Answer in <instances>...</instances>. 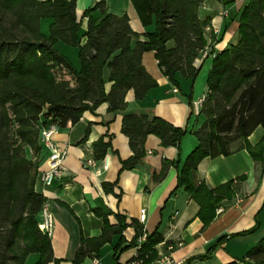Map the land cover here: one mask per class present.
<instances>
[{
  "label": "trees",
  "instance_id": "16d2710c",
  "mask_svg": "<svg viewBox=\"0 0 264 264\" xmlns=\"http://www.w3.org/2000/svg\"><path fill=\"white\" fill-rule=\"evenodd\" d=\"M76 1L0 0V264H29L32 255H38L34 264H61L54 257L51 238L39 227L46 202L36 191L44 148L42 130L74 126L85 112H94L103 103H108L109 111L125 110L129 91L136 100L144 99L158 87L142 64L146 52H154L172 85L179 87L177 75L194 84L200 71L196 61L209 46L205 35L209 20L199 17L204 0H130L142 25L154 26L143 35L145 40L132 30L127 15L111 14L106 2L99 1L84 12L88 20L84 45ZM45 19L53 20L48 36L41 30ZM238 32L237 44L212 53L208 93L199 111L205 122L195 132L199 145L188 156L174 190L183 189L199 205L198 217L205 226L215 220L222 202L233 199L238 186L231 181L210 189L203 182L195 183L194 173L203 159L246 150L264 172V136L256 145L248 141L258 127L264 130V0L247 1ZM58 42L78 49L79 69L57 50ZM106 67L112 83L109 92L103 79ZM122 132L134 153L123 162L122 170L141 161L149 135L157 136L164 147L179 148L186 134L161 118L136 115L123 118ZM93 147L101 160L110 142L99 140ZM171 164L164 162L156 179L162 178ZM95 213L104 220L102 235L82 237L72 264L97 256L101 247L126 227L121 218L112 226L106 214ZM140 236L137 227L136 238ZM225 239L220 238L218 244ZM162 242L164 237L158 231L147 235L134 261L152 264ZM124 249L116 246L114 256L118 258ZM231 264H264V238L241 261Z\"/></svg>",
  "mask_w": 264,
  "mask_h": 264
},
{
  "label": "crops",
  "instance_id": "0c3cea01",
  "mask_svg": "<svg viewBox=\"0 0 264 264\" xmlns=\"http://www.w3.org/2000/svg\"><path fill=\"white\" fill-rule=\"evenodd\" d=\"M99 1L106 2L109 13L127 15L132 30L142 35L141 40H145L144 34L154 30L153 25H142L130 0H77L81 45L86 43L84 34L88 23L83 17L84 12ZM247 1L204 0L199 17L202 21L209 20L205 31L209 46L196 61L200 71L194 84L177 75L179 87L172 85L160 69L154 52H146L142 56V64L157 81L158 87L142 100H136L134 92L129 91L125 110L109 111L108 103H103L94 112H85L76 125L58 129L54 139L60 148L68 149V154L62 164L63 176L50 186L42 182L49 159L48 150L43 148L36 191L46 199L55 218L51 243L54 257L61 264H72L82 237L97 238L102 235L104 220L95 210L106 214L110 225H118L121 218L122 225L126 227L122 234L113 235L97 256L86 258L82 264H92L94 259L101 264L134 262L139 254L141 237L136 238L137 227L141 228V235H151L156 231L162 234L164 242L156 247L158 256L167 253V246L172 245L173 258L184 260L187 264L239 262L264 238V172L246 150L227 157L205 158L194 173L195 183L203 182L210 189L231 181L238 186L233 199L222 202L215 220L209 225L205 226L200 220V207L187 192L180 189L174 193L188 156L199 145L195 132L205 122V117L196 111L195 105L208 93L207 80L214 59L212 53H220L237 44L239 17ZM95 16L99 17V12ZM52 22V19L42 20L44 35L48 36ZM68 47L62 42L56 44L57 50L79 69L78 49ZM109 76L106 67L103 79L107 92L112 86ZM128 115L144 116L150 120L161 118L185 130L186 134L179 148L164 147L157 136L149 135L141 161L132 169L122 170L123 162L134 155L129 138L122 132L123 118ZM263 136V128L258 127L248 141L256 145ZM99 140L110 142L106 154L110 157V165L101 174L86 166V161L91 159L98 162L99 168L100 160L93 147ZM164 162L172 164L168 165L162 178L156 179ZM241 177H244L243 181H239ZM143 210L146 211L145 223L140 222ZM256 226L258 229L254 233L239 235ZM220 238L226 239L218 244ZM118 245L125 249L116 258L114 249ZM37 260L38 255H32L28 263L34 264Z\"/></svg>",
  "mask_w": 264,
  "mask_h": 264
},
{
  "label": "built area",
  "instance_id": "2783aa9c",
  "mask_svg": "<svg viewBox=\"0 0 264 264\" xmlns=\"http://www.w3.org/2000/svg\"><path fill=\"white\" fill-rule=\"evenodd\" d=\"M205 99V98H204ZM200 101L195 105L196 111L199 112L204 101ZM59 128L56 126L49 127L47 129L42 130L41 132V141L44 147L49 152V159H48V169L42 174V182L45 186H50L53 182L57 179H60L63 176V169L62 164L68 154L67 148H60L55 139L54 135ZM96 161L94 160H87L86 166L89 168L96 169L97 173L101 174V172L107 171L110 165V157L105 156L103 159L99 161V168L97 166ZM219 210L218 212H221ZM146 221V211L143 210L141 212L140 222L145 223ZM39 227L41 230L48 236L52 237L53 231L55 228V218L50 211L49 204L45 202L43 204L41 213H40V223ZM147 235L142 234L139 238V249L141 245L146 241ZM167 253L160 255L157 260H155L152 264H187L184 260H176L172 256V252L174 250V246L168 245L167 246ZM92 264H101L98 259H94ZM132 264H142V261H134Z\"/></svg>",
  "mask_w": 264,
  "mask_h": 264
},
{
  "label": "rangeland",
  "instance_id": "374dc122",
  "mask_svg": "<svg viewBox=\"0 0 264 264\" xmlns=\"http://www.w3.org/2000/svg\"><path fill=\"white\" fill-rule=\"evenodd\" d=\"M69 49H71L70 47H68ZM73 49V48H72ZM71 51V50H70ZM71 53V52H70Z\"/></svg>",
  "mask_w": 264,
  "mask_h": 264
}]
</instances>
